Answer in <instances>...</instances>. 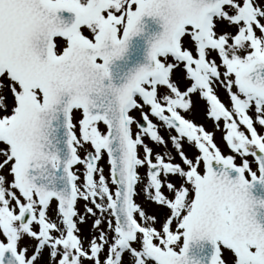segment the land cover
<instances>
[{
	"label": "snow or ice",
	"instance_id": "obj_1",
	"mask_svg": "<svg viewBox=\"0 0 264 264\" xmlns=\"http://www.w3.org/2000/svg\"><path fill=\"white\" fill-rule=\"evenodd\" d=\"M257 184L264 0H0V264H264Z\"/></svg>",
	"mask_w": 264,
	"mask_h": 264
},
{
	"label": "water",
	"instance_id": "obj_2",
	"mask_svg": "<svg viewBox=\"0 0 264 264\" xmlns=\"http://www.w3.org/2000/svg\"><path fill=\"white\" fill-rule=\"evenodd\" d=\"M149 23L151 24L152 28L156 29L157 31H162V27L160 25L152 23L151 19H149ZM253 194L264 198V187H261L259 184H257L253 189Z\"/></svg>",
	"mask_w": 264,
	"mask_h": 264
},
{
	"label": "rangeland",
	"instance_id": "obj_3",
	"mask_svg": "<svg viewBox=\"0 0 264 264\" xmlns=\"http://www.w3.org/2000/svg\"><path fill=\"white\" fill-rule=\"evenodd\" d=\"M103 163V162H102ZM105 168H107V165L105 164Z\"/></svg>",
	"mask_w": 264,
	"mask_h": 264
}]
</instances>
